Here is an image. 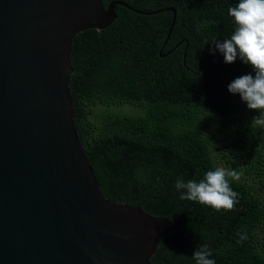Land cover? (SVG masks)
I'll use <instances>...</instances> for the list:
<instances>
[{
  "label": "trees",
  "instance_id": "16d2710c",
  "mask_svg": "<svg viewBox=\"0 0 264 264\" xmlns=\"http://www.w3.org/2000/svg\"><path fill=\"white\" fill-rule=\"evenodd\" d=\"M123 1L162 10L117 5L107 27L78 32L70 50L74 126L102 194L172 221L155 264H196L201 244L215 264H264V126L228 90L255 71L239 56L225 63L213 44L233 33L228 8L239 0ZM163 41L171 52L158 51ZM218 167L240 174L229 178L232 210L180 199L178 178L199 182Z\"/></svg>",
  "mask_w": 264,
  "mask_h": 264
},
{
  "label": "water",
  "instance_id": "95a60500",
  "mask_svg": "<svg viewBox=\"0 0 264 264\" xmlns=\"http://www.w3.org/2000/svg\"><path fill=\"white\" fill-rule=\"evenodd\" d=\"M121 0H0V264H155L175 225L113 202L73 120L70 50ZM173 12L167 37L172 30Z\"/></svg>",
  "mask_w": 264,
  "mask_h": 264
},
{
  "label": "clouds",
  "instance_id": "9594fccd",
  "mask_svg": "<svg viewBox=\"0 0 264 264\" xmlns=\"http://www.w3.org/2000/svg\"><path fill=\"white\" fill-rule=\"evenodd\" d=\"M228 15L234 18L233 33L223 41L214 39L213 44L223 54L225 63H233L239 56L254 69L255 76L246 74L234 79L228 90L239 93L249 109L259 110L260 115L254 117L252 123L264 126V0H239L228 8ZM229 178L239 181L240 174L218 167L207 171L199 182L178 178L175 188L184 190L180 195L182 200L196 201L217 211H230L237 203L238 193L230 187ZM246 238V234L241 235L237 242ZM210 256L207 244L199 245L193 253L196 264H215Z\"/></svg>",
  "mask_w": 264,
  "mask_h": 264
},
{
  "label": "flooded vegetation",
  "instance_id": "af4514ba",
  "mask_svg": "<svg viewBox=\"0 0 264 264\" xmlns=\"http://www.w3.org/2000/svg\"><path fill=\"white\" fill-rule=\"evenodd\" d=\"M111 1H114V0H106V4H108L109 2H111ZM121 1H123V0H121ZM136 1H141V0H136ZM123 2H125V1H123ZM126 3V2H125ZM129 5V4H128ZM117 6V5H116ZM116 10V9H115ZM167 45V42L166 41H163V43H162V45L160 46V48H159V52H167V53H169V52H171V50L173 49V48H171V47H169L168 48V46H166ZM177 45V43L174 45V47Z\"/></svg>",
  "mask_w": 264,
  "mask_h": 264
},
{
  "label": "rangeland",
  "instance_id": "374dc122",
  "mask_svg": "<svg viewBox=\"0 0 264 264\" xmlns=\"http://www.w3.org/2000/svg\"><path fill=\"white\" fill-rule=\"evenodd\" d=\"M121 110H125V111H133L134 109L130 106H123L120 108Z\"/></svg>",
  "mask_w": 264,
  "mask_h": 264
}]
</instances>
